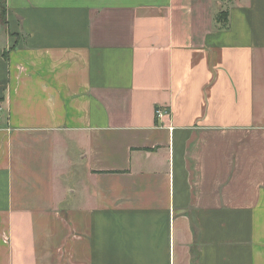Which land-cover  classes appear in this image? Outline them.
Returning a JSON list of instances; mask_svg holds the SVG:
<instances>
[{
  "label": "crops",
  "instance_id": "0c3cea01",
  "mask_svg": "<svg viewBox=\"0 0 264 264\" xmlns=\"http://www.w3.org/2000/svg\"><path fill=\"white\" fill-rule=\"evenodd\" d=\"M1 1L0 264H264V0Z\"/></svg>",
  "mask_w": 264,
  "mask_h": 264
},
{
  "label": "trees",
  "instance_id": "16d2710c",
  "mask_svg": "<svg viewBox=\"0 0 264 264\" xmlns=\"http://www.w3.org/2000/svg\"><path fill=\"white\" fill-rule=\"evenodd\" d=\"M0 10H1V15L2 17L4 16V10H5V5L4 3L1 1L0 2ZM216 22L217 24H219V27L221 28H226L228 25L227 22V15L225 11H220L218 12V14L216 15Z\"/></svg>",
  "mask_w": 264,
  "mask_h": 264
},
{
  "label": "built area",
  "instance_id": "2783aa9c",
  "mask_svg": "<svg viewBox=\"0 0 264 264\" xmlns=\"http://www.w3.org/2000/svg\"><path fill=\"white\" fill-rule=\"evenodd\" d=\"M0 109H1V106H0ZM155 115H156L157 117H160V116L162 115V110H161L160 108H156V109H155Z\"/></svg>",
  "mask_w": 264,
  "mask_h": 264
}]
</instances>
